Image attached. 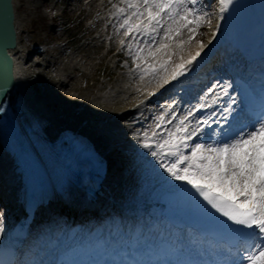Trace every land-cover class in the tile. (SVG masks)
Listing matches in <instances>:
<instances>
[{
  "label": "snow or ice",
  "instance_id": "1",
  "mask_svg": "<svg viewBox=\"0 0 264 264\" xmlns=\"http://www.w3.org/2000/svg\"><path fill=\"white\" fill-rule=\"evenodd\" d=\"M124 2L126 8L116 7L115 12L118 16L128 13L123 15L119 25L126 30L124 36L130 37V41L141 37L152 41L146 53L137 43L133 56L136 67L144 73L154 74L158 68L167 71L171 59L167 52L168 41L183 29L188 30L191 41L207 17L203 12L205 6L197 7L200 0ZM232 2L218 0L220 13L227 11ZM161 30L162 36L159 35ZM158 37L159 44L156 43ZM124 43L121 40V44ZM206 47L198 42L194 53L172 65L163 83L177 81L189 73ZM128 48L133 49V43L129 42ZM161 52L167 59H156ZM231 87L227 81L214 82L203 95L194 98V103L183 107L180 115L175 110L180 101L174 99L162 109L163 114L155 118L150 134L145 130L140 140V146L148 150L168 177L190 186V190L180 185L172 187L180 188L196 211L207 217L219 234L229 237L227 245L196 253L209 258H181L191 253L180 239H175L172 246H165L166 250L158 258L141 259V243L149 255L156 245L147 240H133L127 248L120 249L119 256L123 259L117 258L113 250H100L104 256H111V261L77 262L63 258L6 261L0 258V264H264V109L252 112L247 102H242L249 119L241 123L235 107L238 100L228 92ZM222 97L227 98L223 103ZM216 105H220L219 110H212ZM206 109L210 111L201 115ZM213 124L218 127L213 128Z\"/></svg>",
  "mask_w": 264,
  "mask_h": 264
},
{
  "label": "rangeland",
  "instance_id": "2",
  "mask_svg": "<svg viewBox=\"0 0 264 264\" xmlns=\"http://www.w3.org/2000/svg\"><path fill=\"white\" fill-rule=\"evenodd\" d=\"M12 1L17 30L13 52L23 61V73L31 79L32 90H49L73 110L84 109L86 116L103 124L101 144L117 146L111 158H115L114 165L122 166L117 173L138 171L140 158L148 153L140 140L145 130L150 134L143 117L150 118L152 105L158 103L146 99L147 91L169 73L194 38L188 40L187 29L184 35L180 32L168 41L171 59L167 71L158 68L154 74L144 73L133 61L136 46L128 48L134 41L128 37L121 46L126 30L119 27L123 17H114L113 9L123 0ZM39 15L48 29H31L30 20ZM156 59L167 57L161 52ZM58 216L60 223L63 217Z\"/></svg>",
  "mask_w": 264,
  "mask_h": 264
},
{
  "label": "bare ground",
  "instance_id": "3",
  "mask_svg": "<svg viewBox=\"0 0 264 264\" xmlns=\"http://www.w3.org/2000/svg\"><path fill=\"white\" fill-rule=\"evenodd\" d=\"M213 1L214 0H200V4L198 5L205 6L203 8V12L207 13V17L205 22L193 36L194 40L191 44H196L198 40L207 41V39L213 33L214 29L217 27L221 15L220 13L215 11V4ZM185 31L186 30L183 29L181 31V34L184 35ZM172 54H174V51L172 52ZM215 55L218 59L222 58L221 56L216 54V52ZM12 59V75L14 81L13 90L15 91V93L20 94L22 103H24L35 116L40 117L41 119L46 121L45 129L47 132H51L61 125L69 126L71 129L79 131L80 133L94 139L101 146V149L106 152L109 159V172L106 178L103 179L100 189L97 191L95 199L97 203L100 205L104 204L108 207L113 208L120 205L119 202L125 199L130 203V210L132 211L133 215L138 216L142 212L141 210H145L146 214H149L151 207H147L148 196L145 195L150 192L151 187L154 183V180L152 178L154 175V171H163L159 168L158 164L155 162V159L151 158L149 154H146L142 156L144 159H146V163L140 166L143 167L142 170H140L139 168L138 171L135 172H126L123 175L118 174L117 171L120 170L119 168H121L122 166H119V168H117L116 165L113 164V162L116 163V161H114L115 158L111 159L112 154L117 151V146H104L103 144H101L102 140L100 134L103 129V124H98V122L86 116V111L84 109L73 110L68 102L63 101L61 97H57L49 90L40 89V92H33L30 86V78L28 76H25V73H23L24 63L13 53V50ZM167 76L168 75H166V77ZM185 87L186 86L181 87L179 90L181 91L185 89ZM192 95L198 97L199 95L203 94L201 92H195ZM151 110L152 114L155 108L152 107ZM147 122L150 125L151 129L154 125V120H147ZM141 173H144V177L147 178V186L145 188L147 189V192L142 193L141 195H127V193H129V188L131 187L130 183L133 182L134 179L137 178ZM15 186L16 182L14 180V173L10 169L9 159L0 152V191L1 193L10 197L12 194V192L10 191ZM78 197L79 194H77V191H66L64 193V196L60 194L52 195L50 198L51 204L49 205L50 211L48 215L42 216L43 214L41 213V210L38 209L36 211L39 214L38 216H41L39 218L40 221L44 222L47 220H51L53 217V213H56L55 211H57L61 207L60 202L63 199H65L69 203H72L73 205L75 204V200H77ZM193 241L194 239H192V246L195 245Z\"/></svg>",
  "mask_w": 264,
  "mask_h": 264
},
{
  "label": "water",
  "instance_id": "4",
  "mask_svg": "<svg viewBox=\"0 0 264 264\" xmlns=\"http://www.w3.org/2000/svg\"><path fill=\"white\" fill-rule=\"evenodd\" d=\"M15 44L16 29L12 0H0V100L15 97L10 53Z\"/></svg>",
  "mask_w": 264,
  "mask_h": 264
},
{
  "label": "trees",
  "instance_id": "5",
  "mask_svg": "<svg viewBox=\"0 0 264 264\" xmlns=\"http://www.w3.org/2000/svg\"><path fill=\"white\" fill-rule=\"evenodd\" d=\"M29 23L32 30H36L40 27L48 29V25L45 23L44 17L40 15L36 19H31Z\"/></svg>",
  "mask_w": 264,
  "mask_h": 264
}]
</instances>
